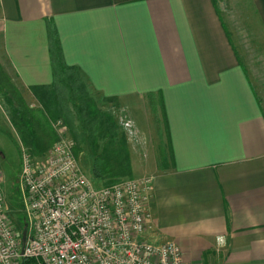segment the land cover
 <instances>
[{"label": "crops", "instance_id": "obj_1", "mask_svg": "<svg viewBox=\"0 0 264 264\" xmlns=\"http://www.w3.org/2000/svg\"><path fill=\"white\" fill-rule=\"evenodd\" d=\"M251 2L260 37L237 43L216 0H0V68L19 92L52 84L50 20L90 97L143 136L135 109L162 99L170 170L129 147L131 176L152 179L144 237L185 264H264V0Z\"/></svg>", "mask_w": 264, "mask_h": 264}, {"label": "built area", "instance_id": "obj_2", "mask_svg": "<svg viewBox=\"0 0 264 264\" xmlns=\"http://www.w3.org/2000/svg\"><path fill=\"white\" fill-rule=\"evenodd\" d=\"M118 119L131 136L134 126L123 110ZM52 127L60 138L42 156L21 150L18 185L30 229L24 240L4 213L0 175V264H185L175 243L144 237L152 179L120 178L94 189L62 121Z\"/></svg>", "mask_w": 264, "mask_h": 264}, {"label": "trees", "instance_id": "obj_3", "mask_svg": "<svg viewBox=\"0 0 264 264\" xmlns=\"http://www.w3.org/2000/svg\"><path fill=\"white\" fill-rule=\"evenodd\" d=\"M46 27L52 84L30 89L40 106L39 112L29 109L19 90L0 68V93L5 95L11 124L16 129L22 145L30 150L33 156H42L59 140L52 124L58 119H63L75 144L74 147L78 149L79 146L87 144L92 151L94 177L104 180V185H109L120 178L131 177L129 154L124 144L117 140L115 121L97 107L78 70L65 63L54 24L47 20ZM148 100L153 107L156 127L160 131L155 109L160 105L163 124L167 130L162 99L148 95ZM102 101L111 102V99ZM75 122H78L80 127H77ZM100 142L101 150L97 152ZM170 156L172 161L171 149ZM24 264L32 262L26 261Z\"/></svg>", "mask_w": 264, "mask_h": 264}, {"label": "rangeland", "instance_id": "obj_4", "mask_svg": "<svg viewBox=\"0 0 264 264\" xmlns=\"http://www.w3.org/2000/svg\"><path fill=\"white\" fill-rule=\"evenodd\" d=\"M216 2L231 38L236 41L238 40L237 43H239L240 40L243 41L249 38L255 39V37H260V30L254 32L253 28L250 29L251 23H259L258 18L255 17L251 0H216ZM20 95L31 111L39 112L40 106L30 94L20 92ZM96 99L99 101L98 97H96ZM104 103L106 102H103V104H96L102 112L110 115L115 121L118 134L117 140H120V142L124 144L128 154L129 147H131V150L133 151L132 156L135 151L142 157V161L145 164L151 163V166H156L160 172H167L170 170V147L164 131L160 105H158L155 109L156 116L159 119L161 132H159L156 128L154 112L152 110L153 107L149 100H146L145 108L135 109L134 113L138 121L142 123L144 127L146 126L148 128V133L143 136V134L138 131L139 127L137 121L131 111H127L124 108H118L116 106L111 107L110 105ZM120 110L125 112L134 126V133L129 137L123 135L121 127L119 126L118 116ZM10 118L11 116L8 110L5 95L0 93V175L2 181L1 188L5 198L4 213L11 222V225L15 228L17 234L20 237H23L25 234H28L30 230L27 224L28 218L26 212L24 211L22 196L18 185V178L22 164L21 150L25 147L22 145L16 129L12 126ZM59 120L62 121L64 127L66 128V131L64 132L65 138L72 140L65 121L63 119H58L57 121ZM75 124L77 127H80L78 122H75ZM73 148L72 153L78 163V166L83 174L87 176L92 187L97 190L102 188V186H105L104 180L98 179L93 175L92 163L94 155L88 145H81L78 149L74 146ZM100 150L101 142L99 143V149L97 152ZM28 151L31 154L30 150ZM132 160L135 162L139 161L138 158H132ZM138 164L139 162L137 163V166L139 167ZM136 176L138 175L124 178L136 179Z\"/></svg>", "mask_w": 264, "mask_h": 264}, {"label": "water", "instance_id": "obj_5", "mask_svg": "<svg viewBox=\"0 0 264 264\" xmlns=\"http://www.w3.org/2000/svg\"><path fill=\"white\" fill-rule=\"evenodd\" d=\"M25 236V235H24ZM24 236H23V240H24Z\"/></svg>", "mask_w": 264, "mask_h": 264}]
</instances>
